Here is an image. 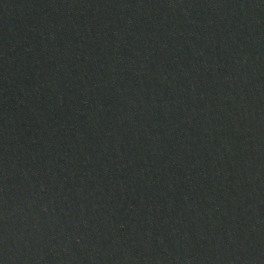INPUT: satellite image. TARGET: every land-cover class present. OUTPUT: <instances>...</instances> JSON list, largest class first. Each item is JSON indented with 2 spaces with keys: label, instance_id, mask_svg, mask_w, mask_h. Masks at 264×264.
I'll use <instances>...</instances> for the list:
<instances>
[{
  "label": "water",
  "instance_id": "1",
  "mask_svg": "<svg viewBox=\"0 0 264 264\" xmlns=\"http://www.w3.org/2000/svg\"><path fill=\"white\" fill-rule=\"evenodd\" d=\"M0 264H264V0H0Z\"/></svg>",
  "mask_w": 264,
  "mask_h": 264
}]
</instances>
